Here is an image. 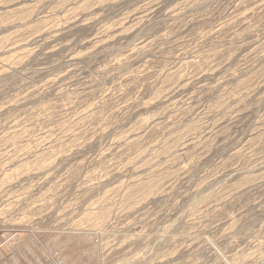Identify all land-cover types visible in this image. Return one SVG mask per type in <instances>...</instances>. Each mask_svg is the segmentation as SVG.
<instances>
[{
  "label": "rangeland",
  "instance_id": "374dc122",
  "mask_svg": "<svg viewBox=\"0 0 264 264\" xmlns=\"http://www.w3.org/2000/svg\"><path fill=\"white\" fill-rule=\"evenodd\" d=\"M264 264V0H0V264Z\"/></svg>",
  "mask_w": 264,
  "mask_h": 264
},
{
  "label": "crops",
  "instance_id": "0c3cea01",
  "mask_svg": "<svg viewBox=\"0 0 264 264\" xmlns=\"http://www.w3.org/2000/svg\"><path fill=\"white\" fill-rule=\"evenodd\" d=\"M52 250L43 248H13L5 256L4 264H45L50 262Z\"/></svg>",
  "mask_w": 264,
  "mask_h": 264
},
{
  "label": "built area",
  "instance_id": "2783aa9c",
  "mask_svg": "<svg viewBox=\"0 0 264 264\" xmlns=\"http://www.w3.org/2000/svg\"><path fill=\"white\" fill-rule=\"evenodd\" d=\"M56 264H62L61 262H59L58 260L56 261Z\"/></svg>",
  "mask_w": 264,
  "mask_h": 264
},
{
  "label": "bare ground",
  "instance_id": "6f19581e",
  "mask_svg": "<svg viewBox=\"0 0 264 264\" xmlns=\"http://www.w3.org/2000/svg\"><path fill=\"white\" fill-rule=\"evenodd\" d=\"M59 262H61L62 263V261H60V260H58ZM56 264V263H55ZM63 264V263H62Z\"/></svg>",
  "mask_w": 264,
  "mask_h": 264
}]
</instances>
